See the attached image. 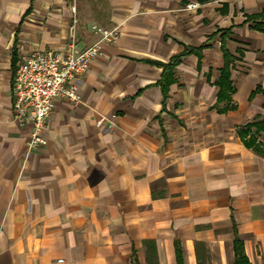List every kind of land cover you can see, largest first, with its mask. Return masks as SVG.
Wrapping results in <instances>:
<instances>
[{"label":"crops","instance_id":"0c3cea01","mask_svg":"<svg viewBox=\"0 0 264 264\" xmlns=\"http://www.w3.org/2000/svg\"><path fill=\"white\" fill-rule=\"evenodd\" d=\"M93 24L120 37L29 151L21 56L84 49ZM191 48L163 88L157 62ZM263 114L264 0H0V264H234L236 238L264 264V153L239 134Z\"/></svg>","mask_w":264,"mask_h":264},{"label":"built area","instance_id":"2783aa9c","mask_svg":"<svg viewBox=\"0 0 264 264\" xmlns=\"http://www.w3.org/2000/svg\"><path fill=\"white\" fill-rule=\"evenodd\" d=\"M198 3H190L195 8ZM99 34L95 43L80 49L74 35L64 49L46 48L21 56L12 80V115L20 124H31L26 140L33 151L47 143L46 131L55 99H81L80 82L89 62L102 55V45L116 41L121 34L118 26H91ZM114 123L111 122L110 126Z\"/></svg>","mask_w":264,"mask_h":264},{"label":"trees","instance_id":"16d2710c","mask_svg":"<svg viewBox=\"0 0 264 264\" xmlns=\"http://www.w3.org/2000/svg\"><path fill=\"white\" fill-rule=\"evenodd\" d=\"M224 48V56H225V65L221 70V76L218 81L219 91L217 101H230L231 94L233 92L232 80L230 78V68L229 63L231 60V55L229 52ZM191 52H198L199 49L191 48V49H184L181 53L174 55L168 62L160 63L157 62L159 66L162 67V76L160 79V84L163 88L173 81L174 75V68L176 65L181 61V58L188 53ZM232 107V105H230ZM229 105L224 107L223 110L230 107ZM239 134L242 137L244 143L248 147H253L259 152L264 153V140L261 138L258 139L259 135L264 134V114L259 116L254 121L248 122L243 125L240 130ZM234 248H235V262L234 264H250L247 256L244 253L242 243L240 239L236 238L234 241Z\"/></svg>","mask_w":264,"mask_h":264},{"label":"rangeland","instance_id":"374dc122","mask_svg":"<svg viewBox=\"0 0 264 264\" xmlns=\"http://www.w3.org/2000/svg\"><path fill=\"white\" fill-rule=\"evenodd\" d=\"M261 139H262V140H264V137H263V136H261Z\"/></svg>","mask_w":264,"mask_h":264}]
</instances>
